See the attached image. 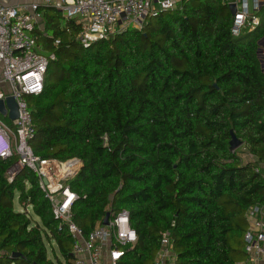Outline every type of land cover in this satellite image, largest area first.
<instances>
[{
  "label": "trees",
  "instance_id": "16d2710c",
  "mask_svg": "<svg viewBox=\"0 0 264 264\" xmlns=\"http://www.w3.org/2000/svg\"><path fill=\"white\" fill-rule=\"evenodd\" d=\"M44 10L36 39L55 58L28 99L30 147L82 161L67 183L74 223L89 234L128 211L137 241L118 264H153L166 233L173 264L243 261L246 213L264 205V0L260 24L238 37L223 0H184L89 47L75 20ZM232 133L254 161L230 150ZM16 162L0 160V264H70L71 237L37 174L8 181ZM16 194L39 221L15 211Z\"/></svg>",
  "mask_w": 264,
  "mask_h": 264
},
{
  "label": "built area",
  "instance_id": "2783aa9c",
  "mask_svg": "<svg viewBox=\"0 0 264 264\" xmlns=\"http://www.w3.org/2000/svg\"><path fill=\"white\" fill-rule=\"evenodd\" d=\"M184 0H34L29 8L7 7L0 2V101L13 98L17 118L0 114V160L17 157L8 172L12 182L18 172L31 169L39 178L45 198L50 202L59 228L66 226L72 240L73 260L70 264H118L125 248L137 241L128 211L112 214L109 225L98 224L86 234L73 221L72 207L79 196L68 186L82 167L78 158L66 162L37 157L30 147L35 135L33 114L28 99L42 94L50 60L39 45L35 31L43 17L41 7L54 8L66 20H75L80 28L79 41L89 47L109 39L117 30L142 29L149 18L176 9ZM234 6L231 34L238 37L253 31L260 22L262 0H223ZM55 45L59 44L55 41ZM8 120V121H6ZM72 165L66 172L61 171ZM47 181V185L44 184ZM26 204L24 208H27ZM30 213L27 209L24 211ZM248 230L244 235L247 259L236 264H264V205L250 207L246 213ZM153 264H173L169 235H163L161 249Z\"/></svg>",
  "mask_w": 264,
  "mask_h": 264
},
{
  "label": "water",
  "instance_id": "95a60500",
  "mask_svg": "<svg viewBox=\"0 0 264 264\" xmlns=\"http://www.w3.org/2000/svg\"><path fill=\"white\" fill-rule=\"evenodd\" d=\"M231 15L236 14V8L234 6L229 7ZM7 108L10 110L9 119L11 121L17 118V105L13 98H8L6 101H0V114L6 116ZM231 141H230V150L236 151L239 147L243 145V143L235 136L234 133L231 134ZM45 185H47V181H43ZM111 213H107L106 217L103 220L102 225L108 226L110 220Z\"/></svg>",
  "mask_w": 264,
  "mask_h": 264
},
{
  "label": "crops",
  "instance_id": "0c3cea01",
  "mask_svg": "<svg viewBox=\"0 0 264 264\" xmlns=\"http://www.w3.org/2000/svg\"><path fill=\"white\" fill-rule=\"evenodd\" d=\"M0 2L3 5L7 6V7H21V8H24L25 9V8H29L33 4L34 0H0ZM42 9L44 10V9H54V8H48V7L42 6L40 10H41V13L43 15V10ZM62 17H63V15H62ZM37 30H40V31H43L44 30L43 17H42V19H41V21H40V23L38 25ZM251 160L254 161V159L252 157H251ZM35 221H38V220H35ZM246 259H247V257L244 260H246Z\"/></svg>",
  "mask_w": 264,
  "mask_h": 264
},
{
  "label": "rangeland",
  "instance_id": "374dc122",
  "mask_svg": "<svg viewBox=\"0 0 264 264\" xmlns=\"http://www.w3.org/2000/svg\"><path fill=\"white\" fill-rule=\"evenodd\" d=\"M260 19H261V15H260ZM8 121V120H6ZM237 151H239V155L241 156L242 160L244 162H249L251 161V157L249 156L248 152L246 151V148L244 145H242L241 147H239L237 149ZM18 194H16L15 196V200H14V208L17 212H24L26 209L27 211L33 216V218L35 220H38L37 217H35L33 214H32V207L30 205H28L27 208H24V206H22L19 202H18ZM39 221V220H38Z\"/></svg>",
  "mask_w": 264,
  "mask_h": 264
},
{
  "label": "bare ground",
  "instance_id": "6f19581e",
  "mask_svg": "<svg viewBox=\"0 0 264 264\" xmlns=\"http://www.w3.org/2000/svg\"><path fill=\"white\" fill-rule=\"evenodd\" d=\"M70 167H72V165H67L61 172L62 173L66 172V169H70Z\"/></svg>",
  "mask_w": 264,
  "mask_h": 264
}]
</instances>
